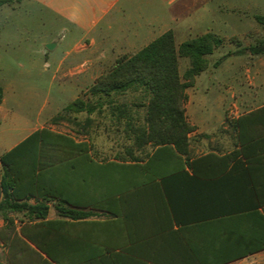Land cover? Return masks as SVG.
Segmentation results:
<instances>
[{"label": "crops", "instance_id": "0c3cea01", "mask_svg": "<svg viewBox=\"0 0 264 264\" xmlns=\"http://www.w3.org/2000/svg\"><path fill=\"white\" fill-rule=\"evenodd\" d=\"M39 1L68 25L69 32L79 34L74 44L79 56L77 63L72 65L70 62L69 68L63 69L67 58L72 55L68 52L57 63L56 73L62 72V75L68 76L77 71L84 76V81L91 82H96L104 74V67L113 68L118 59L135 54L169 30L174 33L178 45L197 37L185 38V35L198 29L204 19L221 17L222 21L205 23L201 35L214 33L228 38L230 36L221 28L228 26L230 18H236L237 13H242L243 18L249 14L246 8L237 9L227 4L222 8L217 6L221 16H216L208 4L214 0ZM251 16L264 17V14ZM257 24L258 27L254 29L255 44H259L261 51H264V25L258 21ZM238 33L241 35L239 40H244L247 31ZM243 46L245 49L251 48L250 45ZM221 61L220 66L228 62L227 73H232V58L223 57ZM238 71L245 75L251 89L236 91L228 86L227 93L232 100L229 107L224 108L225 96L220 98L215 110L194 105L199 100L197 94L200 86L197 82L201 74L186 89V116L194 126L189 134L188 155L178 157V170L174 172L166 170L162 159L153 162L152 176H155V181L139 188L127 199L125 208L136 217L129 221V229L124 230L116 221H111L109 228L101 227L94 231L93 236L103 247H110L116 253L126 249L128 256H131V249L138 253L137 256L132 255L138 257L139 254L150 255L156 246L162 257L165 254L178 255V264H264V247L260 246L264 242V202L223 199L222 186L228 187L236 177L239 178L238 174L243 172L245 163L242 168L238 165L236 171L231 170L235 166L232 163L230 169L218 173L222 165L215 158L231 157L239 152L235 156L239 159L253 157L264 161V53L255 54L241 64ZM204 111L212 115V122ZM244 115L248 117L243 122L242 142L235 122ZM29 134L9 146L6 145L10 139L5 140L0 144V156ZM79 142L89 143V139L85 136ZM148 148L152 151L150 146ZM204 156L213 158L200 160ZM192 162L196 163L194 170L188 165ZM140 163L148 164L149 159ZM228 175L233 179L223 181L226 176L231 178ZM131 183L132 178L128 176L126 186ZM243 186L245 189V183ZM55 218L57 214L52 207L48 220ZM103 220L105 216L99 212L75 227L81 233L82 230H89V222ZM15 222L19 227L18 220ZM2 225L3 220L0 219ZM162 228L165 230L154 234ZM135 229L140 238L132 241L130 232H135ZM173 231H178V235Z\"/></svg>", "mask_w": 264, "mask_h": 264}, {"label": "trees", "instance_id": "16d2710c", "mask_svg": "<svg viewBox=\"0 0 264 264\" xmlns=\"http://www.w3.org/2000/svg\"><path fill=\"white\" fill-rule=\"evenodd\" d=\"M14 2L22 0H0V6ZM256 19L264 24V17ZM223 42L217 34L206 33L177 45L174 33L169 30L135 54L118 59L91 87V93L107 96L130 88L140 92L142 103L135 107L143 108L144 115L141 124L130 122L129 130L134 149L144 153L147 146L152 148L145 157L134 156L130 151L127 161H98L91 156L88 143L77 142L70 135L48 127L33 131L0 156V219L3 220L0 248L6 250L9 264H178V255L162 257L153 243L150 255L135 257L132 254L138 253L130 249L128 256L126 249L116 253L110 247H103L93 233L97 228H109L111 221L124 230L129 229V221L136 217L126 210L127 199L155 181L154 161L162 159L169 172L178 170L177 159L188 155L189 134L194 130L186 116V89L207 68L206 57ZM180 57L189 60L183 76L179 72ZM3 96L0 86V104ZM83 106L76 99L67 110ZM248 115L235 122L242 142L243 122ZM238 154L215 157L222 165L218 173L226 171L232 163L235 166L230 168L234 171L245 163L239 178L228 187L222 186L223 199L264 202V161L253 157L239 159L235 157ZM211 158L204 156L200 160ZM145 159H149L148 164L140 163ZM188 165L194 170L196 163ZM128 176L132 183L126 186ZM227 179L233 178L226 176L223 181ZM52 207L57 218L48 220ZM99 212L105 220L91 221L89 230L77 232V223ZM161 230L165 229L154 234ZM173 233L178 235V231ZM130 236L132 241L140 238L137 229L133 233L131 230ZM260 246L264 247V242Z\"/></svg>", "mask_w": 264, "mask_h": 264}, {"label": "rangeland", "instance_id": "374dc122", "mask_svg": "<svg viewBox=\"0 0 264 264\" xmlns=\"http://www.w3.org/2000/svg\"><path fill=\"white\" fill-rule=\"evenodd\" d=\"M208 4L216 16L221 14L217 6L222 8L227 4L249 11L246 18L242 13H237L236 18H230L228 26L221 28L230 37L223 38L226 44L223 43L206 57L207 68L197 82L200 86L197 98L200 101L194 105L215 110L222 96L226 98L224 108L232 102L227 93L228 86L236 91L251 89L245 75L238 70L255 54L264 53L260 45L255 44L254 29L259 24L251 16L264 14V0H214ZM212 20L217 22L222 18L204 19L202 25L185 38L200 36L205 23ZM243 30L247 33L244 40H239L241 35L238 32ZM78 37V33L69 32L68 25L39 0L0 6V86L4 93L0 104V144L10 139L6 145L9 146L32 131L48 127L54 132L70 135L77 142L87 136L90 154L98 161H127L131 157L130 151L134 156H144L150 152L149 146L144 153L134 149L129 130V123L141 124L144 115L143 108L135 107L142 103L141 94L136 88L112 92L108 96L93 94L90 89L95 82L84 81V76L77 71L68 76L62 75V72L56 73L57 63L68 52L72 55L67 58L63 69L69 68L70 62L72 65L77 63L79 56L74 44ZM48 44L54 47L49 49ZM244 44L251 48H243ZM228 56L234 62L232 73H227L228 62L220 66L222 58ZM217 61L219 63L215 64ZM188 66L189 60L180 57L181 76ZM111 69L104 67L103 75ZM76 99H80L84 106L67 110ZM205 115L212 122V115ZM0 264H9L4 249H0Z\"/></svg>", "mask_w": 264, "mask_h": 264}, {"label": "water", "instance_id": "95a60500", "mask_svg": "<svg viewBox=\"0 0 264 264\" xmlns=\"http://www.w3.org/2000/svg\"><path fill=\"white\" fill-rule=\"evenodd\" d=\"M47 47H48L49 49H51V48L54 47V45H53V44H48Z\"/></svg>", "mask_w": 264, "mask_h": 264}]
</instances>
